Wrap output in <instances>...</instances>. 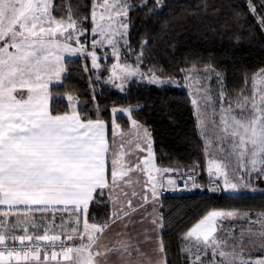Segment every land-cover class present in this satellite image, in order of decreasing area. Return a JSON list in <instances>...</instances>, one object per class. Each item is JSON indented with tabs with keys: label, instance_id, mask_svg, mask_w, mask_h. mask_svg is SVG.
Returning a JSON list of instances; mask_svg holds the SVG:
<instances>
[{
	"label": "snow or ice",
	"instance_id": "6c2138e0",
	"mask_svg": "<svg viewBox=\"0 0 264 264\" xmlns=\"http://www.w3.org/2000/svg\"><path fill=\"white\" fill-rule=\"evenodd\" d=\"M159 2L160 0H156V3ZM144 4H147V0H144ZM248 6L255 14L256 9L252 0H248ZM102 7L105 11L110 8L118 9L115 12L116 16L126 17L131 6L127 0H113L111 4L109 0H104ZM48 16L47 0H0V206H6V210L0 211V229L6 227V222L2 218L17 216L16 223L11 225L12 229H15L20 224H28V214L32 212L52 213L50 222L54 225L55 214L69 211L70 205L71 211L86 217L89 203L93 201V194L97 189L110 187V184L116 186L118 181L125 184L131 183L129 174L137 169L148 173L146 188L153 179L147 167L150 160L145 159V167L141 168L140 163L126 166L118 158L124 153L112 150L106 137L105 121L99 117L95 120L82 119L75 106L72 107L71 113L53 115L49 110L45 77L52 75L58 77L63 71L59 66L49 71L53 63V49L57 50L54 57L57 65L61 60L59 55L61 49L72 53L78 49H72L68 44L58 42V34H62L61 30L75 28L76 22L69 17L65 28L63 21L46 20ZM95 16L93 11L94 22ZM100 19H104L103 14ZM111 19L112 16L109 15V20ZM260 24L264 26V18L260 19ZM120 26L127 29L126 23H121ZM93 31L95 32L96 29L94 28ZM71 35L69 32L68 38ZM109 43L112 41L109 40ZM93 66L98 67L94 54ZM117 68L119 72L116 71ZM137 74L138 69L133 66H113V82L120 80L121 83L115 86L121 90H123V81ZM257 76L258 79L257 77L253 79L252 97H242L244 103L237 102V107L245 108L250 100V112L242 114L245 118L238 119L231 115V103L227 110L222 109L221 121L224 135L220 139L227 141L231 138L233 148L231 154L237 157L238 162L248 157L246 168L249 174L257 172L258 175H264V88H257L258 84L264 85V70ZM149 83L163 85L168 81L152 76ZM221 99H223V93H221ZM68 100L72 101L73 97L69 96ZM193 104H196L195 100ZM113 111L116 110L113 109ZM229 118L232 121L231 124L228 123ZM132 124L137 126L135 120ZM143 131L147 138L149 136L147 129ZM136 147L140 148V145L136 144ZM120 148H123V143ZM147 148L148 155L151 157L150 142ZM140 150L143 151V149ZM110 151L112 167L109 183L107 160ZM208 163L210 173L215 170L216 175L223 177V188L219 189L221 192L239 193L242 188L248 186L230 180L225 166L217 159H210ZM193 167L196 166L193 165ZM189 179L194 178L189 176ZM240 179L243 180V177ZM169 183L174 181L170 180ZM197 186L193 182L192 187ZM99 195H103V192L101 191ZM124 195L127 196V193L125 192ZM156 196L155 184H152L153 199ZM144 200H147L146 196ZM128 207L130 209L132 207L131 200L128 201ZM17 213H23V215L18 216ZM126 215L128 212L119 208L112 213L109 220L102 224H89L85 218L83 231L74 227L71 229L72 234L67 237L68 240L78 238L80 244L67 246L61 241L60 253L53 251L51 259L56 260L57 256L61 255L64 260L72 261L73 264H97L93 259L94 255H103V253L100 251L93 253V245L112 223ZM240 215L234 211H209L184 234V241H194V243H190L183 251L191 253L192 248H195L197 252L203 251L207 254L210 250L213 262L219 255L225 258L221 264H237V256H242L243 249L241 248V253H237L236 247L239 245L234 244L232 252L224 251L223 248L229 246L228 242L215 234L219 227L218 219L237 218ZM249 215L243 214L244 217ZM261 217H264V214H261ZM40 219L43 221L49 218L42 216ZM77 223H79V217H77ZM152 223L163 228L162 222L156 219H153ZM249 223L260 225L258 230L249 227L247 231L260 237V248L264 251V218H258ZM30 226L38 228L42 225L36 223L33 218ZM23 231V235H15L11 232L6 234L5 231L0 230V246H4L3 250H0V264H11L12 260H15L17 264H20L22 260H40L38 246L17 250L15 246L8 247L5 243L6 239L19 241L21 245H24L26 240L45 241L52 247H55L56 241L61 240V235L49 234L50 229L47 226L44 227L43 235H30L27 226ZM243 231L242 229L241 235ZM131 247L130 243L121 241L119 247L106 251L120 252L121 255L127 253L130 256L131 253L128 250ZM156 250L164 253L162 239L159 240ZM137 251L139 252L138 248ZM139 254L143 255V253ZM227 257L232 258L228 260ZM47 259L48 256L45 255L44 260ZM195 261H200L199 255H196ZM163 264H167L166 259ZM239 264H264V259L252 261L241 258Z\"/></svg>",
	"mask_w": 264,
	"mask_h": 264
},
{
	"label": "trees",
	"instance_id": "16d2710c",
	"mask_svg": "<svg viewBox=\"0 0 264 264\" xmlns=\"http://www.w3.org/2000/svg\"><path fill=\"white\" fill-rule=\"evenodd\" d=\"M96 1L53 0L52 15L68 21L71 17L76 22L70 33H79V38L87 44L86 50L96 49L101 55L110 56H102L98 68L92 67L85 53L67 60L63 82L50 91L52 114L69 113L72 101L68 96H72L82 119L99 117L108 124L110 134L114 123L127 130L135 120L149 129L163 175L188 173L194 181L198 175L207 185L206 142L191 95L172 84L133 80L124 90L111 85L107 78L115 57L110 49L102 50L91 44V14ZM127 3L131 7L127 14L126 43L120 48L123 62L140 63L146 72L180 82L186 70L210 67L223 76L224 90L234 98L245 92L254 74L264 69V26L260 24L264 18V0H252L255 14L248 0H160L159 3L147 0L146 5L144 0H127ZM84 31L87 33L82 34ZM127 107L131 109L129 113L116 110ZM254 177L260 179L264 175L255 173ZM254 183L252 180L250 185ZM255 187L258 189L255 192L240 194L214 193L208 188L204 191L194 188L192 193L180 195L161 191L167 264H193L191 253L183 251L189 245L183 236L209 211L264 212V183ZM101 191L103 195H99ZM61 213L55 214V224L67 212ZM41 214L52 216V213L34 212L37 217ZM111 216L107 189H97L86 219L89 223L102 224ZM39 219V224L51 223L49 219L42 223ZM30 229L37 234L44 232L39 227L30 226Z\"/></svg>",
	"mask_w": 264,
	"mask_h": 264
},
{
	"label": "rangeland",
	"instance_id": "374dc122",
	"mask_svg": "<svg viewBox=\"0 0 264 264\" xmlns=\"http://www.w3.org/2000/svg\"><path fill=\"white\" fill-rule=\"evenodd\" d=\"M104 0H98L95 2L93 11H95V22L93 21V17L91 14V21L92 26L90 29V37H91V44L94 47H99L104 49H110L111 50V56L115 57V61L112 65V70L108 75V82L116 87V84H120V80H115L113 82V66L119 65L120 67H123L124 65L133 66L134 68L138 69V74L132 77H129L123 81V90L127 87V85L133 81V80H140V81H147L152 78V76H156L161 80L168 81V83L165 84H172L176 85L178 87H182L191 95L192 101H196V104H194L196 115L198 119V124L202 133V136L205 139L206 142V155H205V171L207 173V176L209 178V182L207 185H204L200 177L197 175L195 176V184L198 185L195 187L196 191H204L206 188L209 189V191H212L214 193H227V192H221L219 189L223 188V177H220L215 174V170H213L212 173L209 172V160L210 159H217L218 162H221L225 166V170L228 172V176L230 180H233L236 183H244L248 186L246 188H242V190L239 193H230V194H240V193H246V192H255L258 189L255 187L259 186L260 183H264V178H255L254 175L257 172H251L250 174L247 171L246 165L248 157H244L243 160L240 162L237 161V157L235 155H232V143L231 138H229L227 141L221 140L220 137L224 135L222 128L223 124L221 121L222 116V109L227 110L229 107V103H231V115L236 116L238 119L245 118L242 116V114H247L250 112L251 109V102L249 100V103L245 108L237 107V102L244 103L242 97H249L251 98L253 95V79L254 77L258 76L257 74L261 73V71L257 72L251 77L250 85L245 90V92H242L240 96L238 97H231L229 94H227L224 90V79L223 76L215 71L214 69L210 67H204V68H190L185 71L184 77L182 81H178L176 79H165L161 78L158 75L152 73V72H146L143 68H141L140 63L133 64V63H127L123 62L120 57V48L121 46L125 45L126 43V34L128 29V23H127V16L126 17H118L116 16L115 12L118 10L109 9L108 11H105V9L102 7ZM48 3V13L49 16L46 17L47 19H54L57 21H63L65 28L67 27L68 20H62V19H56L52 13L51 8L53 6V0H47ZM113 3V0H109V4ZM103 14L104 19L101 20L100 17ZM109 15L112 16V19L109 20ZM121 23L127 24V29L125 30L120 25ZM47 27V24H45ZM96 29L94 32L93 29ZM73 29V28H72ZM72 29H67V31H64L63 29L62 34H58V42L60 44H68L70 48L72 49H78L75 53H72L70 51H64L61 49L59 51V55L61 56V60L59 61V64L55 62V55L57 54V50L53 49V63L49 68V71H53L57 66L62 67L63 71L59 73V76H46L45 82L47 83V92L50 93L51 88L55 85H59L63 82V79L66 74V67L65 63L67 60H70L72 58L77 57L81 53H85V55L89 58L90 63L93 66V54L96 58V64L99 67V60L102 56L105 58L109 57L110 55L105 53L101 55L96 49H93L91 51L86 50L87 44L83 43L81 38H79V33L72 35V38H66L68 36V33L71 32ZM80 32V31H79ZM87 33V31L82 32ZM74 36V37H73ZM56 39V38H54ZM109 40L112 41V43H109ZM94 41L96 42L94 44ZM10 51H14V49H9ZM114 52L116 53L114 55ZM96 67V68H98ZM117 72H119V68L116 69ZM163 84V85H165ZM157 85V84H156ZM118 88V87H116ZM257 88H264V85H257ZM120 89V88H118ZM221 93H223V99H221ZM69 97V96H68ZM258 98V93H257ZM50 104H51V97H50ZM75 106L76 110L78 108L77 102L75 100H72L71 103V110L72 107ZM123 109L124 111H120ZM119 110L122 113H129L131 111L130 108H120L116 109ZM118 112V111H116ZM203 121V123H201ZM213 121L215 123H213ZM228 123L231 124L232 121L229 118ZM259 167V165H257ZM184 174V173H181ZM251 174H253V177L251 178ZM169 175H180L175 173H165L162 174V184L164 182L165 184V177ZM177 177V176H176ZM240 177H243V180L240 179ZM255 182L254 184H251V181ZM163 187V185H162ZM212 189H217L216 191H213ZM6 210L4 208L0 209V211ZM221 211H234L239 214L237 218H228V219H218V231L215 234L216 236L220 237L223 240H226L228 242V247L223 248L226 252H232V245H239L236 247V252L241 253V248L243 249L242 256H237V264H239V260L242 258L244 260H258V259H264V251L260 248V237L254 233H249L247 229L251 227L254 230H258L260 228V225L258 223L250 224V221H256L258 218H264L261 217V214H264V212H247V211H236V210H221ZM248 213L250 214L248 217H244L243 214ZM18 216L23 215V213H17ZM42 216H45L41 214L39 217L34 215V212L28 214V224H20L15 229H12L11 225L13 223H16L17 216H9L6 218H3L5 221H8L6 223V227L3 229V231L7 233L14 232L15 235H23L24 234V227H28V233L30 235H35L37 232L35 230L30 229V223L32 219H35V222L39 224L37 221ZM67 215L62 217L63 219H66ZM72 215H69V225L72 223ZM14 218L13 220H11ZM49 221L51 217H48ZM56 218V216H55ZM61 218V216H60ZM46 220V219H45ZM41 221V219H39ZM44 221V220H43ZM13 222V223H12ZM42 223V221H41ZM66 223V222H65ZM42 225V224H41ZM58 224H51L48 225H42L39 227V229H43L47 226L50 229L49 234H59L58 232L63 230L64 227L57 226ZM66 225V224H65ZM243 231V235H241V231ZM12 230V231H11ZM65 231V230H63ZM20 232V233H18ZM44 233V232H43ZM41 233V235H43ZM65 242V241H64ZM68 243V242H66ZM188 243H194V241H191ZM72 244V243H71ZM196 255L200 256V261H195ZM191 258L192 261L197 264H221V262L225 258H221L219 255L215 257V260L213 262V257L211 255V251L207 254H205L203 251L197 252L195 248H192L191 251ZM232 257H227L228 260H230Z\"/></svg>",
	"mask_w": 264,
	"mask_h": 264
},
{
	"label": "crops",
	"instance_id": "0c3cea01",
	"mask_svg": "<svg viewBox=\"0 0 264 264\" xmlns=\"http://www.w3.org/2000/svg\"><path fill=\"white\" fill-rule=\"evenodd\" d=\"M48 93V92H47ZM50 93H48V108L50 110ZM51 111V110H50ZM72 111V110H71ZM71 111L69 113H71ZM78 111V110H77ZM54 115V114H53ZM106 124V137L109 141L112 150L121 151L124 154L118 157L125 165H135L140 163L141 168L145 167V159L150 160L147 165L152 181L148 183L147 188L145 182L148 181V173L140 171L139 169L129 174L131 183L125 184L119 182L118 185L107 187V191L112 204V213L119 208H123L128 212V215L123 216L122 219H118L115 223H112L101 235L100 238L93 245L92 252L100 251L103 255H94L93 259L97 264H163L166 259V253H160L156 249L158 247L159 240L162 238V228L152 223L153 219L162 222L161 215V191H162V170L157 164L155 156V146L152 135L149 129L141 124L137 123V126L132 125L127 130H122L120 125L114 123L112 126L111 134L109 132V126ZM144 129H147L149 136H144ZM115 133V134H114ZM151 143L152 156L148 155V143ZM123 143V148L120 145ZM136 144L140 145V148L136 147ZM140 149H143L141 151ZM111 159L112 152L108 154L107 168L108 179L111 181ZM152 184H155V191L157 196L155 199L152 197ZM127 193V196L124 193ZM135 193V195H133ZM94 196V194H93ZM147 200H144V197ZM131 200V209L128 207V201ZM90 204V203H89ZM6 209V206H0V209ZM72 206H69V211L61 212V218L66 216V219L59 218L57 226L64 227L63 231H59L61 239L67 244L79 245L80 240L74 237L72 240H68V235L72 234V228H78L79 231H83V221L85 216L80 215L77 212L71 211ZM134 209V210H133ZM59 214V212H58ZM69 215H72V223L69 225ZM77 217H79V223H77ZM66 222V223H65ZM66 224V225H65ZM91 224V223H89ZM163 224V223H162ZM15 234L14 232H11ZM56 234V233H55ZM86 241V237H85ZM121 241L128 242L132 247L128 250L131 255L127 253L121 255L120 252H107V249L119 247ZM139 249V252L137 251ZM53 251L40 252V260H28L20 261V264H73L72 261H66L61 255L57 256L56 260L51 259V253ZM60 253V251H56ZM139 253H143L140 255ZM47 255L48 259L44 260V256ZM87 256V252H85ZM167 262V259H166ZM11 264H17L15 260L11 261Z\"/></svg>",
	"mask_w": 264,
	"mask_h": 264
},
{
	"label": "built area",
	"instance_id": "2783aa9c",
	"mask_svg": "<svg viewBox=\"0 0 264 264\" xmlns=\"http://www.w3.org/2000/svg\"><path fill=\"white\" fill-rule=\"evenodd\" d=\"M189 176L193 177V175L188 174V173H184V174H180V175H169V176L165 177L164 178L165 184L163 182L162 193L163 194L170 193L173 195L192 193L194 191V188L192 187L194 179L190 180ZM170 180L174 181V183L170 184L169 183ZM61 241H63V240L61 239L60 241H56L55 247H52L49 242L35 241V240H33V241H27L26 240L24 242V245H21L19 241H12V240L6 239L5 243L8 247L15 246V248L17 250L26 249L28 247L35 248L36 246H38L40 252H42V251L46 252V251H61V247H60ZM64 243L67 246L73 245V244H67L66 242H64ZM3 247L4 246H0V250H3Z\"/></svg>",
	"mask_w": 264,
	"mask_h": 264
}]
</instances>
